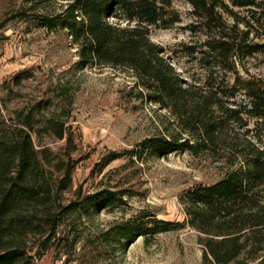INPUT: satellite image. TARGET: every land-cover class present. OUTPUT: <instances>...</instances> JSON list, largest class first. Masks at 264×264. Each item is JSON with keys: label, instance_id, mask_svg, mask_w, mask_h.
I'll return each mask as SVG.
<instances>
[{"label": "trees", "instance_id": "obj_1", "mask_svg": "<svg viewBox=\"0 0 264 264\" xmlns=\"http://www.w3.org/2000/svg\"><path fill=\"white\" fill-rule=\"evenodd\" d=\"M185 2L197 26L208 33L205 47L211 62L204 64L210 68L204 84L182 79L164 48L150 40L151 29L180 23L171 0H20L8 14L5 23L64 33L79 68L131 72L141 89L139 97L145 93L167 111L178 133L103 156L100 170L126 159L117 170L125 176L106 175L101 185L109 182L102 190L84 193L72 178L79 159L72 156L66 126L70 113L58 110L60 102L71 104L66 90L45 80L41 90L43 84L29 71L5 82L0 100V264H36L61 241L62 227L93 211L112 212L126 204L123 198L132 195L123 189L127 170L147 156L174 153L212 160L219 165V178L181 192L184 223L138 216L111 229L112 239L133 242L187 226L199 235L203 264H264V146L247 129L250 120L264 122V76L244 77L237 69L243 58L264 56V0ZM233 9L251 11V16L241 17ZM32 82L40 87L37 91H32ZM20 101L26 102L22 111L7 112V104ZM44 139L65 146L59 153L47 147L37 150L35 141Z\"/></svg>", "mask_w": 264, "mask_h": 264}, {"label": "rangeland", "instance_id": "obj_2", "mask_svg": "<svg viewBox=\"0 0 264 264\" xmlns=\"http://www.w3.org/2000/svg\"><path fill=\"white\" fill-rule=\"evenodd\" d=\"M223 1L230 5V0ZM19 4L20 0H0V24L5 26L0 30V100L4 83L24 71L34 75L37 82L50 81L66 90L71 104L60 102L58 110L65 108L70 113L66 126L72 135V156L79 159L72 175L75 187L82 186L83 192L89 194L102 190L109 182L101 185L104 177L125 176L117 170L127 163L126 159L114 161L100 170L103 156L132 150L147 139L178 133L167 111L146 99L145 93L139 97L141 89L128 70L79 68L75 50L64 33L47 34L16 21L5 23ZM171 4L180 23L167 30L151 29L150 40L164 48L182 79L204 84L210 69L204 66L210 60L205 47L208 33L197 26L185 0H171ZM233 11L241 17L251 16V11ZM237 69L244 77L264 76V56L243 58ZM229 79L232 83L233 76ZM38 88L33 83L32 91ZM25 106L26 102L20 101L7 104L6 110L20 112ZM65 119L66 115L62 121ZM247 129L248 136L264 146V122L250 120ZM35 146L37 150L47 147L59 153L65 144L44 139L41 143L35 141ZM218 166L210 159L193 158L186 153L159 159L147 156L143 164L126 171L123 189L131 190L132 195H125L124 206L112 212L93 211L79 222L62 227V245L60 241L52 246L36 264H203L199 235L187 226L139 237L133 242L113 240L110 231L138 216L184 223L178 196L194 184L217 180Z\"/></svg>", "mask_w": 264, "mask_h": 264}]
</instances>
